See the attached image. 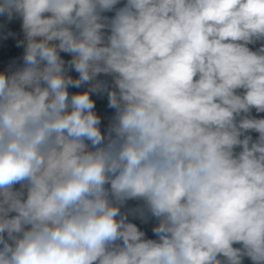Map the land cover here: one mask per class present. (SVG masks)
I'll return each instance as SVG.
<instances>
[{
  "label": "clouds",
  "instance_id": "1",
  "mask_svg": "<svg viewBox=\"0 0 264 264\" xmlns=\"http://www.w3.org/2000/svg\"><path fill=\"white\" fill-rule=\"evenodd\" d=\"M118 3L0 0L25 34L24 67L0 73V264H264V119L248 115L264 112V45L248 47L264 0L102 15ZM105 90L107 135L90 96ZM133 199L158 239L121 212Z\"/></svg>",
  "mask_w": 264,
  "mask_h": 264
},
{
  "label": "crops",
  "instance_id": "2",
  "mask_svg": "<svg viewBox=\"0 0 264 264\" xmlns=\"http://www.w3.org/2000/svg\"><path fill=\"white\" fill-rule=\"evenodd\" d=\"M126 3V0H119V3L114 7L112 11L104 12L102 15L108 18H111L115 15V10L118 6H123ZM23 29H22V18L19 15L14 14L11 19L6 14H0V58L8 60V67L5 74L11 75L13 72L20 70L24 67V52L25 47L24 43L21 41L20 45L14 46V43L20 40L22 37ZM262 45H264V40H258L253 44L248 45V47L256 51ZM71 55L70 53L61 52L60 56L68 57ZM65 61V69L71 68L69 66V61ZM1 73V72H0ZM71 73L78 78V73L71 68ZM97 80L104 83L108 89L114 87L112 83V78L108 76H104L99 74L97 76ZM89 88V84H85L79 88L69 86L68 92L69 96L77 93H83L87 91ZM239 92H243V90H238ZM91 99L95 103V107L93 111L100 117V120H104L103 127L100 128L101 132L107 135V131L112 124L115 116V109L110 108L108 106V95L107 91H101L97 93L90 94ZM252 118L256 119H264V112L257 113L253 108L251 112L248 114ZM239 119V117L237 118ZM245 135H251L253 140L258 138V133L252 130H249L245 133ZM243 138V137H241ZM86 143H88L86 141ZM106 187H109L106 185ZM16 190L21 189V185L17 184L14 186ZM26 195V189H24ZM144 202L143 200H128L121 206V212L127 215V220L130 223L135 224L138 229L142 232H146L150 229V224L152 221V215L149 214L141 215L137 211L138 205Z\"/></svg>",
  "mask_w": 264,
  "mask_h": 264
},
{
  "label": "built area",
  "instance_id": "3",
  "mask_svg": "<svg viewBox=\"0 0 264 264\" xmlns=\"http://www.w3.org/2000/svg\"><path fill=\"white\" fill-rule=\"evenodd\" d=\"M121 6H118L116 9L120 8ZM23 42L25 44V34L24 32L22 33V37L20 38V40H18L17 42L14 43V46H18L20 45V42ZM61 58L63 60H68V61H71L72 59V55H69L68 57H64V56H61ZM7 67H8V60L7 59H2L0 58V72L1 73H5L6 70H7ZM66 70V75L68 76H71L73 79H77L72 73H71V68L69 69H65ZM101 75H104V76H108L110 78H112L111 75H105V74H101ZM103 124H104V120H101V123L99 125L100 128L103 127ZM241 149L239 147L236 148V151L239 152ZM137 211L139 214L141 215H145V214H149V211L147 210V206L145 204V202H141L138 207H137ZM15 213H13L12 215H14ZM158 224V220L155 218V217H152V221H151V224H150V229L145 233V238L146 239H158V237L153 233V228ZM233 247H236V248H239L241 247L240 244H234ZM219 259H221L222 261V264H226V260L224 257L220 256L218 257ZM242 264H253V262L251 261L250 258H248L247 256H244L242 258Z\"/></svg>",
  "mask_w": 264,
  "mask_h": 264
}]
</instances>
